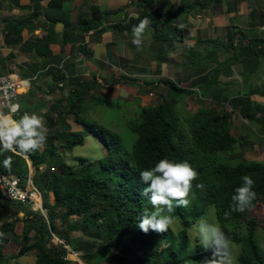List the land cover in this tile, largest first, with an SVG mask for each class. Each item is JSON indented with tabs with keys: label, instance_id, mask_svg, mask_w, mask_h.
<instances>
[{
	"label": "trees",
	"instance_id": "trees-1",
	"mask_svg": "<svg viewBox=\"0 0 264 264\" xmlns=\"http://www.w3.org/2000/svg\"><path fill=\"white\" fill-rule=\"evenodd\" d=\"M159 17L156 12L147 14L155 27ZM92 26L93 20L83 23L87 30ZM257 41L241 49L247 53L255 47L261 50ZM55 78L59 81L64 77L55 74ZM71 82L73 88L57 98L43 116L49 134L41 149L26 155L0 152V175H18L23 183L30 177L41 190L47 209L45 217L29 205L16 204L0 193V233H3L0 240L3 246L9 240L19 245L18 252L9 255L0 246V264L9 257L30 252L36 256L34 264H68L66 245L80 251V257L88 264L108 260L116 264H203L212 251L199 245V237L193 243L189 228L191 222L203 218L209 206L215 207L220 225L232 226L230 235L221 230L240 247L237 264H264L255 239L256 230L264 228V218L254 214L255 207L264 198V161L230 163L225 160L241 141L231 132V111L224 106L204 107L182 120L167 105L146 106L128 121L136 135L129 149L119 132L83 117L82 106L90 94L87 84L77 78ZM229 100L244 117L264 123V107L248 96ZM257 110L261 111V117H256ZM71 118L83 128L73 129ZM91 130L105 143L107 153L95 161L78 157L74 163L67 162V153L82 145ZM9 156L12 165L5 168L2 162ZM165 158L189 162L198 171L199 179L193 182L189 206L176 208L171 214L182 222L178 235L171 228L165 233L149 230L145 234L138 227L139 219L146 213L151 214L154 208L149 202L150 194L142 195L147 185L139 173ZM244 175L255 181L254 207L245 213H232L225 219L224 212L229 210L231 198ZM196 184L203 187L197 188ZM20 212H24L22 217ZM19 220L24 223L21 233L15 231ZM77 230L83 232L81 237L73 236Z\"/></svg>",
	"mask_w": 264,
	"mask_h": 264
},
{
	"label": "crops",
	"instance_id": "crops-1",
	"mask_svg": "<svg viewBox=\"0 0 264 264\" xmlns=\"http://www.w3.org/2000/svg\"><path fill=\"white\" fill-rule=\"evenodd\" d=\"M51 1L0 0V73L29 81L20 93L24 112L45 116L75 78L90 93L83 117L103 125L114 104L129 120L146 106L167 105L182 120L200 108L224 106L232 112V134L241 139L227 158L264 161V123L244 117L229 100L248 96L264 107V0ZM150 12L160 14L158 27L150 22L137 47L132 29ZM86 20H93L88 30ZM256 41L261 50L241 49ZM23 224L17 222V233ZM0 246L6 255L19 250L13 240Z\"/></svg>",
	"mask_w": 264,
	"mask_h": 264
},
{
	"label": "clouds",
	"instance_id": "clouds-1",
	"mask_svg": "<svg viewBox=\"0 0 264 264\" xmlns=\"http://www.w3.org/2000/svg\"><path fill=\"white\" fill-rule=\"evenodd\" d=\"M136 19L139 17L133 13ZM150 25L147 18L139 20L132 29V43L140 47L143 36ZM18 105L13 104L9 114L0 112V152H12L26 155L35 152L46 143L49 129L44 118L36 113L24 112L16 118ZM3 166L10 168L12 157L3 160ZM141 181L147 185L142 195L150 194V204L154 211L144 214L139 219V229L147 234L149 230L165 233L174 223L171 215L176 208H187L190 204L189 195L193 182L199 179L198 171L187 162H174L161 159L154 167L139 173ZM241 186L237 187L232 196L229 210L224 212V218L229 219L232 213H245L254 207L257 193L254 191L255 181L251 176L244 175ZM202 188V184H196ZM199 245L204 250L211 249V257H205L203 264H234L230 249V241L225 232L215 223L201 219L197 225ZM3 233H0L2 236Z\"/></svg>",
	"mask_w": 264,
	"mask_h": 264
},
{
	"label": "rangeland",
	"instance_id": "rangeland-1",
	"mask_svg": "<svg viewBox=\"0 0 264 264\" xmlns=\"http://www.w3.org/2000/svg\"><path fill=\"white\" fill-rule=\"evenodd\" d=\"M131 115H128L125 113V111L122 110V108L117 107L116 104H114L108 114L105 126L107 128L114 129L116 132H119L125 140V144L127 148H132V145L135 141V133L129 128V126L125 123L126 119L131 118ZM107 153V147L105 143L94 133V131H90L85 137L84 143L82 145L75 146L70 152L67 153L66 160L69 163H74L76 161V158L78 157H86L89 160L95 161L98 158L103 157ZM226 161L230 163H238L240 161L238 160H230L229 158H225ZM254 214L258 218H264V206L261 204H258L254 209ZM174 223L171 226V230L174 232V234L178 235L179 230L182 227V222L178 217H173ZM208 223H215L217 226H219L222 230H224L227 235L231 234L232 226L230 224L222 226L217 220L216 213H215V207L209 206L207 208L206 213H204L203 218ZM201 220V219H200ZM200 220H197L196 222H191L189 233L192 239V242H196V237L198 236V230L197 225L199 224ZM82 231H74L73 236L81 237ZM255 239L257 243L260 246L261 253L264 257V228L260 227L256 230L255 233ZM58 240V239H56ZM230 241V251L234 258V264H237V256L240 251V247ZM68 248V254L67 258L69 260L68 264H88L83 261V259L80 257L81 252L79 251L77 254L72 252V248ZM11 251H15L14 249H11ZM36 259V256L34 252H30L26 255L17 256V257H9L8 259L3 260V264H34ZM101 264H116L112 260L105 261Z\"/></svg>",
	"mask_w": 264,
	"mask_h": 264
},
{
	"label": "built area",
	"instance_id": "built-area-1",
	"mask_svg": "<svg viewBox=\"0 0 264 264\" xmlns=\"http://www.w3.org/2000/svg\"><path fill=\"white\" fill-rule=\"evenodd\" d=\"M28 84L29 81L18 73H0V112L9 114L11 106L15 104L19 106L16 118L22 115L24 111L20 102V93ZM0 193L16 204L29 205L32 210L47 216L42 192L30 177L23 183L18 175L1 174Z\"/></svg>",
	"mask_w": 264,
	"mask_h": 264
},
{
	"label": "water",
	"instance_id": "water-1",
	"mask_svg": "<svg viewBox=\"0 0 264 264\" xmlns=\"http://www.w3.org/2000/svg\"><path fill=\"white\" fill-rule=\"evenodd\" d=\"M73 252H74V253H78V251H74V250H73Z\"/></svg>",
	"mask_w": 264,
	"mask_h": 264
},
{
	"label": "bare ground",
	"instance_id": "bare-ground-1",
	"mask_svg": "<svg viewBox=\"0 0 264 264\" xmlns=\"http://www.w3.org/2000/svg\"><path fill=\"white\" fill-rule=\"evenodd\" d=\"M74 253V252H73Z\"/></svg>",
	"mask_w": 264,
	"mask_h": 264
}]
</instances>
